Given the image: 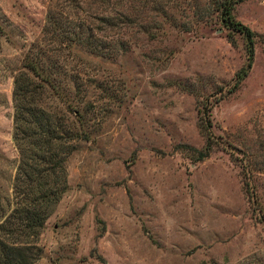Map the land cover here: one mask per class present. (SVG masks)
Returning <instances> with one entry per match:
<instances>
[{
    "label": "rangeland",
    "instance_id": "1",
    "mask_svg": "<svg viewBox=\"0 0 264 264\" xmlns=\"http://www.w3.org/2000/svg\"><path fill=\"white\" fill-rule=\"evenodd\" d=\"M30 59L58 82L45 109L87 134L35 264H264V0H0V221Z\"/></svg>",
    "mask_w": 264,
    "mask_h": 264
},
{
    "label": "trees",
    "instance_id": "2",
    "mask_svg": "<svg viewBox=\"0 0 264 264\" xmlns=\"http://www.w3.org/2000/svg\"><path fill=\"white\" fill-rule=\"evenodd\" d=\"M230 11L231 5L223 8L222 20L231 30L243 35L248 68L254 35L248 28L235 22ZM24 67L39 83L24 75H18L13 80L12 137L19 161L13 184L15 207L0 221V264H35L41 253L35 239L51 209L67 188L65 159L75 150L79 140L87 138L86 133L78 131L79 127L74 126V122L45 109L42 97L47 99L44 96L46 90L57 93V80L48 73L43 75L41 65L31 59ZM244 75L245 71L236 75L234 86L242 81ZM208 151L209 147L206 146L202 152H197L198 160L205 158Z\"/></svg>",
    "mask_w": 264,
    "mask_h": 264
}]
</instances>
